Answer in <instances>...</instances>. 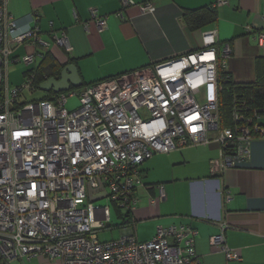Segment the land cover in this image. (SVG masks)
Returning <instances> with one entry per match:
<instances>
[{
  "label": "built area",
  "instance_id": "2783aa9c",
  "mask_svg": "<svg viewBox=\"0 0 264 264\" xmlns=\"http://www.w3.org/2000/svg\"><path fill=\"white\" fill-rule=\"evenodd\" d=\"M7 3L0 0V261L203 264L196 251L198 231L191 226L161 225L142 242L131 226L118 239L102 241L99 232L111 229V204L128 222L136 189L143 185L141 165L155 153L216 141L220 158L212 162L213 175L250 158L253 140L264 137V98L258 104L235 94L232 123L225 124L220 75L227 72L230 46H219L217 30L206 31L200 50L71 87L53 99L25 101L23 94L35 90V71L11 86L8 68L11 63L36 68L37 52L12 58L14 48L26 43L47 50L51 42L41 35L38 12L33 26L20 28ZM227 4L217 0L215 6ZM138 8L143 14L156 11L152 1ZM97 24L101 31L107 27L103 17ZM255 38L264 47V32ZM53 39L71 51L65 32ZM209 84L213 95L201 101V89ZM74 96L79 106L70 110ZM157 186L165 199L164 185ZM102 199L109 203L98 204ZM210 241L228 261L241 259L222 232Z\"/></svg>",
  "mask_w": 264,
  "mask_h": 264
},
{
  "label": "crops",
  "instance_id": "0c3cea01",
  "mask_svg": "<svg viewBox=\"0 0 264 264\" xmlns=\"http://www.w3.org/2000/svg\"><path fill=\"white\" fill-rule=\"evenodd\" d=\"M125 1L8 0L7 11L20 28L33 26V15L38 12L41 35L51 42L47 50L17 44L11 57L35 50L36 67L48 54L62 64L73 63L85 87L200 50L203 33L217 30L219 46L228 44L231 49L227 72L233 82L257 79L264 47L255 36L264 32V0H229L220 6H215L217 0H131L136 5H125ZM146 1L156 5L154 13H140L138 6ZM204 8L215 9L216 20L190 28L186 11ZM97 17L107 21L102 31ZM62 32L68 37L70 52L53 39ZM251 149L250 158L241 166L217 175L211 170L212 162L220 158L216 141L155 153L141 165L143 185L136 189L138 200L128 222L118 209L119 221H110L111 229L120 228L116 239L129 233L130 226L142 242L153 238L161 225H186L198 231L196 251L203 264H264V137L254 139ZM158 184L164 185L163 200ZM221 232L240 260L228 261L224 252L212 246L211 237Z\"/></svg>",
  "mask_w": 264,
  "mask_h": 264
},
{
  "label": "trees",
  "instance_id": "16d2710c",
  "mask_svg": "<svg viewBox=\"0 0 264 264\" xmlns=\"http://www.w3.org/2000/svg\"><path fill=\"white\" fill-rule=\"evenodd\" d=\"M216 16H217L216 10L213 8L188 10L185 13L186 23L192 29L200 28L202 25H205L208 22H212L216 20L217 18ZM260 64L258 66L260 67L258 77L253 82H243V83L233 82L228 72L225 71L221 72L220 77L222 82V89L220 91V110L226 125L232 123L231 114H232L233 100L235 94L241 98L253 99L255 102L257 101L258 104L262 102V98H264V64L263 65ZM65 66L66 64H62L58 62L56 59H53V57L50 54H48L46 55V57L39 66H37L36 68H33L32 66L31 68L27 69L24 72V77L25 75L28 74V72L35 71L36 87L35 90H33V92H36L38 90H41L40 85L44 81L48 80L50 77L60 78L62 69ZM109 78L112 77H108L105 79H109ZM55 95H56L55 92L49 91L47 92V94L42 95L39 99H32V100L53 99ZM25 101H30V100L25 98Z\"/></svg>",
  "mask_w": 264,
  "mask_h": 264
},
{
  "label": "rangeland",
  "instance_id": "374dc122",
  "mask_svg": "<svg viewBox=\"0 0 264 264\" xmlns=\"http://www.w3.org/2000/svg\"><path fill=\"white\" fill-rule=\"evenodd\" d=\"M31 49H27V51H30ZM32 67V64L30 65H26L23 63H11L9 65V80H10V85L11 86H16V85H20L23 80H24V71H26L28 68ZM201 93H202V99L201 101L207 100L210 96L213 95V85L209 84L207 86H204L201 89ZM45 94V91L42 90H38L36 92H29L26 91L23 95V99L25 100V98H27L28 100H32V99H39L42 95ZM79 106V97L78 96H74L69 98L68 103H67V108L70 110H73L75 108H77ZM144 116H147L145 114H143ZM109 203V201L107 199H102L101 201L98 202V204H103V205H107ZM111 208V219H112V224H116L118 220V214L117 211L114 207V205H110ZM120 235V228L119 227H115L113 229H106L104 231H100L99 232V238L102 241L105 240H112V239H116L118 236Z\"/></svg>",
  "mask_w": 264,
  "mask_h": 264
},
{
  "label": "water",
  "instance_id": "95a60500",
  "mask_svg": "<svg viewBox=\"0 0 264 264\" xmlns=\"http://www.w3.org/2000/svg\"><path fill=\"white\" fill-rule=\"evenodd\" d=\"M82 77L79 74L78 67L71 63L67 64L61 72L60 78L50 77L40 85L42 91H54L55 93L66 91L71 87H81Z\"/></svg>",
  "mask_w": 264,
  "mask_h": 264
}]
</instances>
